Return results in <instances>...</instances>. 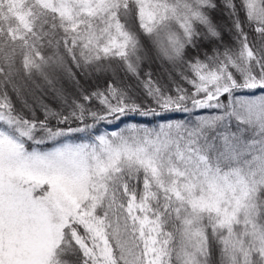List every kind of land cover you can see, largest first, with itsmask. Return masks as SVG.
Instances as JSON below:
<instances>
[{"label":"snow or ice","instance_id":"obj_1","mask_svg":"<svg viewBox=\"0 0 264 264\" xmlns=\"http://www.w3.org/2000/svg\"><path fill=\"white\" fill-rule=\"evenodd\" d=\"M0 264H264V0H0Z\"/></svg>","mask_w":264,"mask_h":264},{"label":"trees","instance_id":"obj_2","mask_svg":"<svg viewBox=\"0 0 264 264\" xmlns=\"http://www.w3.org/2000/svg\"><path fill=\"white\" fill-rule=\"evenodd\" d=\"M145 70L152 71L155 78H163V79H167L170 72H173L174 73L175 71H177L175 69H171L170 66H168L167 64H161L159 61L153 62L150 65H146L145 66ZM119 75L120 76H123V73H120ZM103 79H104V77L101 76L99 82L102 83L103 82ZM92 83H94V82L93 81H89V84H92ZM29 98H31L30 101H29V103H32L33 102V98L32 97H29ZM46 99L49 100V102H50L49 105L50 106L51 105H52V107L57 106L56 103H58V101L54 100L51 95H46ZM121 126H123V125H121Z\"/></svg>","mask_w":264,"mask_h":264},{"label":"rangeland","instance_id":"obj_3","mask_svg":"<svg viewBox=\"0 0 264 264\" xmlns=\"http://www.w3.org/2000/svg\"><path fill=\"white\" fill-rule=\"evenodd\" d=\"M37 97H38V102H43V103H45V104H49L50 102H49V100L48 99H46V95L45 96H40V94L39 93H37ZM28 98V100L30 101V99L31 98H29V97H27ZM57 104V103H56ZM52 106V105H51ZM56 107V106H55Z\"/></svg>","mask_w":264,"mask_h":264}]
</instances>
